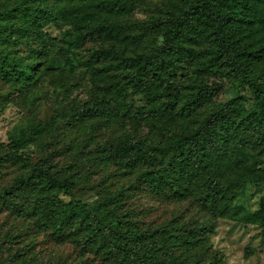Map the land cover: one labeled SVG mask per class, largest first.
<instances>
[{"label":"rangeland","instance_id":"rangeland-1","mask_svg":"<svg viewBox=\"0 0 264 264\" xmlns=\"http://www.w3.org/2000/svg\"><path fill=\"white\" fill-rule=\"evenodd\" d=\"M189 0H0V53L19 54L23 50L18 41L29 35L43 39L47 47L45 62L34 77L25 82L5 78L0 70V153L14 146L12 158L0 159V190L18 175H23L40 157L48 155L52 169L61 170L84 188L85 201L98 195H117L116 215L131 231H153L157 241L164 244L170 255L179 256L193 264L198 257L199 241L184 228L212 222L209 232L212 249L218 264H264V235L257 222H245L231 213L234 206L253 212L264 201V184L247 181L237 189L233 198H227L229 210L214 215L208 206L195 196L190 185L179 182L169 173L167 182L156 183L145 175L151 164L134 157L132 160L114 158L94 150V146L114 142L125 137L145 138L164 147L171 142L176 130L189 131L207 113L223 101L237 95L242 103L233 115H241L254 108L253 94L247 84H240L244 76L253 81L264 94V22L263 6L256 10L245 3L234 8L224 7L226 16L219 21L221 32L235 48L236 70H230L234 84L206 101L191 104L183 110L182 102L199 83L218 79L227 65L210 66L216 31L213 26H197L189 30L183 48L172 51L165 69L158 68L159 76L146 78L135 87L125 84L129 79L124 70L114 67L108 59L90 57L93 49L113 44L125 53L149 51L162 39L163 29H145L143 23L155 17L177 13ZM41 8L49 14L41 21L43 26L32 32L16 27L26 25L20 7ZM100 21L107 32L102 38L72 45L79 27L87 22ZM19 36L16 39V36ZM31 36V37H32ZM39 42V41H37ZM68 47L73 62L66 65L59 53ZM24 51V50H23ZM171 74L181 85L184 96L173 110L167 107L166 80ZM125 76V78H124ZM36 77V80L34 78ZM6 94H9L8 96ZM113 94L117 99L114 111H95L86 116L75 114L92 95ZM250 152L247 162L264 172L262 155L251 144H244ZM222 150L218 153V158ZM237 175V172H231ZM31 193L48 198H59L67 203L69 197L58 189L35 187ZM74 225L73 227H75ZM61 238L55 229L44 228L35 216L6 210L0 213V263L11 264H137L133 258L104 261L96 248L82 240L83 231ZM183 237V238H182ZM104 248L100 251L102 252ZM203 261V260H202Z\"/></svg>","mask_w":264,"mask_h":264},{"label":"trees","instance_id":"trees-1","mask_svg":"<svg viewBox=\"0 0 264 264\" xmlns=\"http://www.w3.org/2000/svg\"><path fill=\"white\" fill-rule=\"evenodd\" d=\"M239 3H246L249 8L256 10L257 4L263 5L264 0H189L177 13L169 12L165 17H155L143 23L148 31L163 29L161 41L151 45L149 51L125 53L109 44L107 47L93 49L90 57L113 61L115 68L124 70V74L128 75L129 79L125 80V84L137 87L140 82H145L149 75L156 78L159 76L156 70L165 69L171 63L168 55L183 48L182 42L189 37L188 33L192 29L196 30L197 26H213L216 31L215 45L207 63L210 66L227 65L229 69L222 71L218 79L196 85L188 93L187 100L181 103L180 109L183 110L188 106L189 100L191 104L201 103L234 84L230 70H236V52L232 43L221 32L219 21L227 15L224 7L232 9ZM262 9L261 19L264 22V6ZM20 11L30 22L14 30L22 29L25 32H32L43 26L41 20L49 14L41 8L25 5L20 7ZM107 28L100 21L84 23L71 43L76 46L84 44L87 40L100 39L103 33L107 32ZM31 36L18 41V45L24 50L20 49L19 54L0 53V70L5 78L28 82L34 77V71L44 64L48 45L43 39ZM15 38L18 39L19 36ZM68 52V47L59 48L66 65L73 62ZM35 80L36 77L33 81ZM163 80L167 82V89L163 91L167 96L166 104L173 110L184 94L181 85L171 74L165 75ZM237 82L247 84L254 102V108L241 115L238 121L234 120L233 115L242 103L243 98L240 95L223 101L189 131L176 130L171 142L164 147L158 142L142 137H125L114 142L98 144L94 146V150L114 158L132 160L139 157L148 161L151 166L145 175L158 184L167 182L169 173H174L179 182L192 187L195 196L208 206L212 214H224L229 210L226 199L233 198L237 189L247 181L264 184V172L247 162L250 152L243 148L244 144L251 143L258 154L262 155L260 162H264V94L253 79L241 76ZM116 104L117 99L113 94L92 95L89 100L74 108V111L78 116H86L95 111H114ZM18 142L19 140H14L8 143L7 151L0 153V159L12 158L14 146ZM220 150L222 155L218 158ZM232 171L237 172V175L233 176ZM38 186L45 190L56 188L66 194L69 201L63 203L59 198H48L44 194L33 195L31 191ZM83 190L84 188L72 178L62 176L61 170L52 169L50 157L45 155L40 157L27 173L15 176L0 190V213L10 210L35 216L40 225L49 230L56 229L57 236L61 238L77 234V230L83 231L82 240L86 241L89 247L96 240L102 242L95 250L104 261L121 256L123 259L133 258L137 264H193L182 257L170 255L164 244L157 241L153 231H131L124 227V220L115 212L121 192L117 195H98L90 201H85ZM231 213L237 220L257 222L264 235L263 200L253 212L242 211L240 206H234ZM74 225L76 226L73 227ZM184 228L190 233L185 236L186 243L189 242L190 236L198 238L200 244L197 255L201 258L199 264H218V256L209 241V232L213 229L212 222L203 221L197 226L186 225ZM102 248L104 249L101 252ZM11 263L2 261L0 264Z\"/></svg>","mask_w":264,"mask_h":264}]
</instances>
